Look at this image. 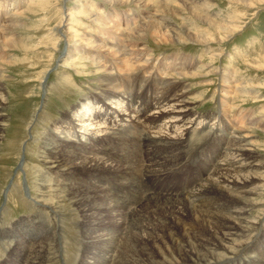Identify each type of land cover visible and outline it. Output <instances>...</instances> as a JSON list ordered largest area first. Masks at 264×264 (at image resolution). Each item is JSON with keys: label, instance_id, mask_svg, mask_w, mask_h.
<instances>
[{"label": "bare ground", "instance_id": "6f19581e", "mask_svg": "<svg viewBox=\"0 0 264 264\" xmlns=\"http://www.w3.org/2000/svg\"><path fill=\"white\" fill-rule=\"evenodd\" d=\"M26 1L32 5L35 0ZM101 1L109 6H121L128 0ZM135 1L140 3L142 0ZM203 1H200L203 4L197 10L206 11ZM10 2L0 0L1 15H8L6 19L0 16V143L7 127L3 112L10 96L5 93L2 63H9L6 51L19 47L21 43L9 38L21 26L17 23L20 13L15 12L14 7L8 9ZM196 4L197 0H180L176 6H171L170 11L164 12L178 17L181 12H195ZM99 11L102 15H98V18L94 15L96 18L92 21L108 20L104 10ZM11 12L14 14L9 16ZM126 18L125 24L118 27V35H125L121 31L124 27L140 32L132 37L131 31L128 40L123 42L106 37L107 33L103 31L96 32L99 34L97 40L88 42L78 38L80 35L75 36L71 28L61 32L63 23L60 21L53 29L56 42L52 50L56 52L64 40L68 45L64 61L68 64L75 59L78 62L80 54L77 48L87 43L93 45L88 47L92 52L111 51L109 53L117 63L109 61V64L104 58L93 54L98 60L91 58L92 64L98 66L97 71L103 72L100 86L82 98L75 108V115L67 112L45 126V151L41 157L45 171L41 181L46 186L41 184L39 196L47 198L50 195L47 191L51 189L56 195L64 194L71 203L69 206L72 205V210H76L81 217L79 229L84 250L81 260L76 264H228L232 262L231 258L222 257L223 253L219 255V251L225 249V245L233 239L245 236L251 240L249 246L244 243L242 248L230 252L237 258L239 254L255 249V240L261 236L264 238V226L245 220L246 209L251 205L250 198L258 190L255 183L263 178H258L260 166L250 154L253 144L243 134L244 127L238 122L236 125L233 122L230 132L227 128L223 132L220 123L216 126L204 123L200 130L188 131L185 127L193 123V117L185 102L186 89L181 83L169 79L175 75L184 78L189 72L184 74L183 65L176 63L173 64L175 74L165 64L159 70L150 64V58L145 48L140 49L141 46L136 49L138 54L126 50L129 40L131 42L146 36L155 38L159 35L158 38L161 36L169 42L175 40L180 43L186 38V31L171 26L165 18L156 22L153 14L139 18L137 23L140 28L134 24L135 27H131L132 15L127 13ZM197 19L206 21L202 13ZM206 23L211 24L209 20ZM224 28L218 27L220 35L225 33ZM103 29L105 31V27ZM83 34L89 36L90 40L94 38L88 33ZM211 40L206 36H196L194 42L206 44ZM84 41L86 43L82 44ZM44 75L46 72L42 74L41 80ZM158 86L160 92L156 89ZM83 110H87L89 115ZM86 116L87 121L84 120ZM100 121H103L102 125L97 126ZM133 130L139 133L128 132ZM179 130L181 133L177 132ZM79 136L85 141L79 140ZM139 155L144 157L142 163L138 159ZM185 163L196 164L204 169L200 180L191 179L181 188L176 186L172 178L165 180L164 183L168 184L165 188L169 187L175 194L157 189L162 186L157 185L155 179H161L174 171L178 174L186 169ZM35 203L38 210H45L52 216L59 215L57 206V209H51L40 202ZM41 226L35 221L25 228L1 233L4 238H10L0 240L6 245L5 250H10L9 247L14 243L6 259H11L15 264H40L45 258L44 248L48 246L47 241L43 243L40 238L44 232ZM113 239L116 242L120 240L121 246L115 244ZM237 242L239 244L240 239ZM261 258L254 254L242 261L246 264H264ZM58 263L62 262L58 260Z\"/></svg>", "mask_w": 264, "mask_h": 264}, {"label": "rangeland", "instance_id": "374dc122", "mask_svg": "<svg viewBox=\"0 0 264 264\" xmlns=\"http://www.w3.org/2000/svg\"><path fill=\"white\" fill-rule=\"evenodd\" d=\"M142 1V3H136L135 0H128L121 6H109L101 0H35L32 5H28L26 0H11L8 3V9L14 7L15 12L20 13L17 23L21 25L14 30L9 38L17 39L21 43L18 45L19 47L6 51V60L9 63H2L5 75V93L10 96L9 103L6 104L3 112L7 127L3 131L4 137L0 143V228L3 227L0 229V240L10 239L4 238L1 233L10 232L15 228H25L32 222H38L45 232L40 238L43 243L47 241L48 245L45 244L47 248L44 246L47 250L44 248L45 258L40 264H76L81 260L84 250L81 245L83 240L79 229L82 224L81 217L78 216L76 210H72L74 208L72 205L69 206L71 203L66 196L64 194L56 195L52 189L47 191L50 194L47 198L39 196L41 184H44L41 179L44 176L45 166L41 157L45 151L43 136L45 135V126L49 125L51 120L66 115L67 112L70 115H75V108L81 103L82 98L98 89L103 72L97 71L99 70L98 66L92 64L91 58L98 60V57H95L97 54L107 62L117 63V60L109 53L111 51L97 50L95 53L88 48L93 45L87 43L77 48V53L80 54L78 62H75V59L73 63L68 64L64 61L68 48L64 40L61 41L56 52L52 50L54 42H56L53 29L58 21L63 23L61 32H67L71 28V32H74L75 36L80 35L78 38L89 40L88 42L97 40L98 31L107 33L106 37L114 41L128 40L131 31L130 36L134 37L140 32L139 30L134 32L135 30L126 27L121 28L125 34L122 37L117 32L118 27L125 24L127 13L132 15V28L135 26L140 28L137 22L141 16L146 17L153 14L156 22L160 18H165L171 26L174 25L175 28L185 30L186 38L180 43L175 40L169 42L161 36L162 39H160L159 35L155 37L156 39L146 36L136 40L131 39L132 43L130 40L126 41L129 43L126 50H132L138 54L136 49L138 50L141 46L140 49L145 48L151 61L150 64L158 67L159 70H162V66L165 64V66H169L168 70L175 74L173 64L176 63L183 65L181 68L184 74L189 72L184 78H177L176 75L169 76L171 77L169 80L173 79V81L181 83L186 89L185 102L193 117V123L185 127L188 131L200 130L204 123L209 126L212 124L216 126L220 123L223 132L226 128L230 132L233 122L234 125L237 124L236 122L241 123L244 127L242 128L243 134L253 144L251 147L253 151L250 154L254 156L256 163L260 166L261 171L257 172L258 178L263 176L261 181L255 183L258 190L256 195L250 198L251 205L246 209L245 220L249 223L259 224L261 227L264 226V0H204L206 11L197 10V7L203 4L200 2L201 0H197L195 12H181L178 17L166 14L164 10L171 9L173 5L176 6L180 0ZM99 9L104 10L108 20L102 22L101 19L93 22L94 15H97V18L102 15ZM200 13L211 24L197 19ZM1 14L0 16H2ZM12 14L14 12H11L9 16ZM7 16L2 17L6 19ZM221 26L225 27L223 31L225 33L222 35L218 29V27L222 28ZM103 27H105V31ZM83 33L93 35L94 38L90 40V37ZM112 34L115 35L114 38ZM196 36L197 38L206 36L212 40L206 44H200L194 42ZM84 43L86 42L84 41L82 44ZM62 63H65L63 67ZM44 72H46V75L43 76L45 82L40 79ZM128 77L131 76L128 75ZM158 88L159 86L156 88L157 91ZM85 114L89 115L87 110ZM87 118L88 116L84 120L87 121ZM247 121L249 122L247 123ZM75 123L78 124V122ZM102 123L103 121H100L96 125L100 126ZM96 131H92V133ZM128 132L139 133L137 130ZM177 132L181 133V130ZM217 138L221 139L219 135ZM224 138L223 136L222 142ZM79 140L85 141L81 136H79ZM138 159L141 163L144 161L143 156L139 155ZM184 165H187L186 169L181 170L178 174L174 171L161 179H155L154 182L162 186L157 189L175 194L169 187L165 188L168 185L164 183L165 180L172 178L175 180L176 186L181 188L191 179H201L204 170L202 167L196 164L185 163ZM44 186L46 185L44 184ZM35 202L50 206L51 209L58 207L59 215L52 216L45 210H38ZM41 216L43 217L41 218ZM67 231L70 232L67 233ZM243 238L233 239L225 245V249L219 251V255L223 253L222 257L231 258L232 262L228 264H246L242 260H246L254 254L264 260V238L262 236L255 240V244L253 243L255 249L247 252V256L239 254L235 258L236 256L231 254L235 249H240L245 244V246L250 245V238L245 236ZM239 239L240 245L237 244ZM112 241L119 247L121 246L120 240L119 242H116V239ZM0 245H3L0 246V264H15L11 259H6L11 247H14V243L9 247L10 250H5L6 245L1 242ZM238 258L240 259L236 261ZM58 260L62 263H58Z\"/></svg>", "mask_w": 264, "mask_h": 264}]
</instances>
